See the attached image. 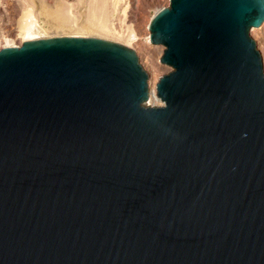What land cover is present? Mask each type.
<instances>
[{
  "label": "water",
  "instance_id": "1",
  "mask_svg": "<svg viewBox=\"0 0 264 264\" xmlns=\"http://www.w3.org/2000/svg\"><path fill=\"white\" fill-rule=\"evenodd\" d=\"M264 0H169L134 51L0 48V264H264Z\"/></svg>",
  "mask_w": 264,
  "mask_h": 264
},
{
  "label": "rangeland",
  "instance_id": "2",
  "mask_svg": "<svg viewBox=\"0 0 264 264\" xmlns=\"http://www.w3.org/2000/svg\"><path fill=\"white\" fill-rule=\"evenodd\" d=\"M5 1L6 3L9 2V0H0V7L1 6L4 7L5 5H7L6 3H4ZM19 1L21 0L18 1L12 0L9 2V3L12 2L11 4L14 6V7L12 6V8L17 11L16 15H9V17L14 16L15 18L14 17L13 19L12 18L9 19L7 17L4 18L2 12H0L2 15V21L1 20L0 21L3 22L4 19V23H5V21H7L6 19H8L10 23L12 22L11 25L14 23L12 27L14 28L15 31L18 30L22 24L21 20L23 19H21L22 15L20 12L22 11L23 8H29L34 13L35 11L38 10L39 6L41 5H52L54 3L59 4L61 7H63V9H66L64 13L66 15L68 14L67 18L69 22L66 23L67 26L64 29L58 31H56V29L53 28L54 31L57 32V34L51 28L52 30L49 29V33L41 35V38L44 36L50 37V36L80 34L82 36L100 37L130 47L135 50L140 60V62L138 61L139 64L140 65L142 64L141 67L143 66L142 67L143 70L146 73H148V76L150 77L148 78V80L150 79L152 83L154 82V86L153 87L151 86V88L154 89V91H155V83L157 82L158 78L162 74L170 70L169 66L159 61V57L162 52V50L160 49H162V46L159 44H151L150 42L146 43L148 37L147 24L150 18L152 17V15L159 8L167 6V0H22L21 3ZM94 3H98L100 9L103 7L106 8L105 10L108 13V30L99 31L96 29L89 33L88 32L79 33L77 27H79L83 23L90 24L89 22H91L92 19L91 9L93 8ZM18 4L20 5V7ZM32 18L35 19L38 26H41V24H43L42 26H47V25H51L49 23H53L52 20L46 19L44 15L38 14L37 12H35L34 14H32V16L28 18H24V21L28 22ZM75 27L77 28V30ZM67 28L68 29L72 28V29L71 30L69 29L70 31H68ZM73 30L76 31L71 33ZM248 35L255 41L256 44L255 47L259 52V54L261 55L262 59H264V42H263L264 23L256 28L250 27V29L248 30ZM9 39L11 40L13 45H18L19 39L17 40L16 37H13V35L12 36L10 35ZM2 44L3 42L0 40V48L2 47L1 46ZM146 103L148 105H157L159 102L157 101L156 102L157 104L156 103L154 104V97H153V99L151 100L148 101L146 100Z\"/></svg>",
  "mask_w": 264,
  "mask_h": 264
},
{
  "label": "bare ground",
  "instance_id": "3",
  "mask_svg": "<svg viewBox=\"0 0 264 264\" xmlns=\"http://www.w3.org/2000/svg\"><path fill=\"white\" fill-rule=\"evenodd\" d=\"M12 1V0H9V2ZM18 1V0H17ZM22 1V0H21ZM21 1H19L21 3ZM6 1L4 3H6L7 5H5L4 7H0V12H2V15L4 18H9V19H13L14 16H10L9 15H16L17 11L15 9L12 8V2L9 3ZM52 2V1H51ZM92 2V1H91ZM168 2V0H167ZM105 3V2H104ZM14 4V3H13ZM92 4V3H90ZM2 5V4H1ZM16 5V4H15ZM19 5V4H18ZM30 5V4H29ZM17 6V5H16ZM15 6V8H16ZM27 6V5H26ZM14 7V6H13ZM20 7V5H19ZM32 8V7H31ZM104 8V7H103ZM101 8L100 9V6L98 5V3H94L93 5V8L91 9L92 10V19H91V22H89L90 24H86V23H83L81 24L78 28V31L79 33L81 32H92L93 30H99V31H105V30H108V13L107 11L105 10L106 8ZM22 9V8H21ZM15 10V11H14ZM18 10V9H17ZM99 10V12H98ZM64 11H66V9H63V7H61L59 4H52V5H41L39 6L38 10L35 11L37 12L38 14H42L45 16L46 19L48 20H52L53 23H49L51 25H47V26H42L43 24H41V26H38V24L36 23L35 19L32 18L30 21H24V18H28L30 16H32V14H34L32 12L31 9L29 8H23L22 11L20 12L22 17L21 19V26L19 27L18 30H14V28L12 27V24L9 22L8 19H6L7 21H5L4 23V19H3V22L2 21V15H1V18H0V40L3 42V44L1 45L2 47L4 46H9V45H13L11 40L9 39L10 35L13 37H16V39L18 40V45H22V44H25L27 42H30V41H33L35 39H38V38H41V35L43 34H46V33H49V29L52 30L53 28L56 29V31L58 30H61V29H64L66 26H67V22L68 21V18H67V15L64 13ZM67 13V12H66ZM70 14V13H69ZM8 15V16H7ZM18 16V15H17ZM16 16V17H17ZM69 17V16H68ZM91 17V16H90ZM15 18V17H14ZM90 19V18H89ZM11 21V20H10ZM16 21V20H15ZM40 21V20H39ZM38 21V22H39ZM46 22V21H45ZM264 23V20L257 26H261L262 24ZM37 24V25H36ZM15 26V25H14ZM16 28V27H15ZM52 28V29H51ZM73 28V27H72ZM71 28V29H72ZM76 28V27H75ZM76 28V30H77ZM256 28V27H255ZM53 29V31H54ZM70 29V28H69ZM68 28L67 30L70 31ZM254 29V28H253ZM76 30H73L71 33H73L74 31ZM259 30V29H258ZM64 31V30H63ZM255 31V30H254ZM257 31V30H256ZM51 32V31H50ZM55 32V31H54ZM148 32V30H147ZM7 33V34H6ZM57 34V32H55ZM60 33V32H59ZM70 33V34H71ZM78 33V32H77ZM80 35V34H79ZM9 36V37H8ZM147 36H148V33H147ZM8 37V38H7ZM45 37V36H44ZM257 39V38H256ZM253 40V39H252ZM254 41V40H253ZM264 42V41H263ZM146 43H149V40H148V37H147V42ZM255 43V41H254ZM259 43V42H258ZM16 45V46H18ZM256 45V44H255ZM125 46V45H124ZM127 47V46H126ZM130 48V47H129ZM145 48V47H144ZM149 48V47H148ZM132 49V48H131ZM134 51V53L136 54V57L138 59V61L140 62L139 60V57L137 55V53L135 52L134 49H132ZM162 50V49H160ZM159 50V51H160ZM149 56V55H148ZM261 56V55H260ZM262 58V57H261ZM263 60V59H262ZM150 61V60H149ZM142 65V64H141ZM143 67V66H142ZM158 67V66H156ZM146 83H147V89H148V93H147V101L148 100H151L153 99L154 97V104L158 101L159 104H161V101L160 99L156 96V93L154 91V89L151 88V86L153 87L154 86V82L152 83L151 80L148 78H150L148 76V73H146ZM155 79V78H154ZM150 87V88H149ZM152 89V90H151ZM156 101V102H155ZM148 103V102H147ZM149 104V103H148Z\"/></svg>",
  "mask_w": 264,
  "mask_h": 264
},
{
  "label": "built area",
  "instance_id": "4",
  "mask_svg": "<svg viewBox=\"0 0 264 264\" xmlns=\"http://www.w3.org/2000/svg\"><path fill=\"white\" fill-rule=\"evenodd\" d=\"M168 2H169V0H168ZM168 2H167V5H168ZM148 40H149V35H148Z\"/></svg>",
  "mask_w": 264,
  "mask_h": 264
}]
</instances>
